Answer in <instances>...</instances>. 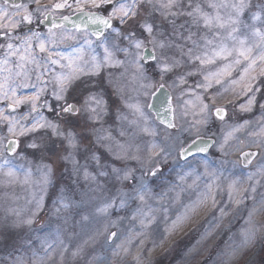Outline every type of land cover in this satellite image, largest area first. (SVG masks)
Segmentation results:
<instances>
[{
	"label": "rangeland",
	"instance_id": "obj_1",
	"mask_svg": "<svg viewBox=\"0 0 264 264\" xmlns=\"http://www.w3.org/2000/svg\"><path fill=\"white\" fill-rule=\"evenodd\" d=\"M196 2L204 4L205 0H193ZM42 3L47 4L49 0ZM149 11L151 14L146 16L149 22H154L157 31H163L166 37L170 35L171 25L159 11ZM76 13L73 6L56 12L55 16ZM187 20V17H179L176 23L185 24L187 28ZM113 26L121 30L125 27L117 23ZM63 27L70 30L76 40L66 41L61 45L62 51H72L69 44L83 47L85 59H90L86 41L91 40L95 52L103 56L99 40L89 35L88 29L76 31ZM47 29L42 25L38 28L44 32ZM116 43L119 47L127 45V41ZM116 58L126 60L122 52H116ZM143 63V77L135 65L125 63L105 67L98 76L88 78L91 90L106 101L107 110L99 123L87 121L86 116L74 121L77 131L87 127L83 132L85 139L75 155L80 164L96 176L95 180H85L82 173L77 175L69 162L49 159L46 148H29L33 140L43 143L40 134L10 137L6 125L0 124V136L20 141L14 155H8L0 145V164L5 158L10 159L14 170V175L8 176L9 167L0 168V264H264V207L260 205L264 173L259 171L264 168V132H261L264 109L259 106L264 104V78L256 82L260 91L256 93L257 104L251 111L240 108L248 97L237 95L239 86L235 93L229 91L216 96L214 107L227 110L224 120H220L212 112L200 113L198 105L185 103L189 100L196 103L189 90L195 88L200 77H187L186 84H179L177 75L191 70L190 66L162 75L155 62ZM144 85L151 87L146 89ZM160 85L171 91L175 127L158 122L149 109L152 95L146 92L154 93ZM32 91L24 89L22 94ZM218 91H221L220 86H214L204 93L205 101ZM136 104L143 106L145 118L129 107ZM26 111L28 106L24 105L17 114ZM44 115L54 118L47 110ZM202 120L206 123H197ZM145 127L152 134L144 132ZM93 128L99 131L93 132ZM234 128L239 130L232 131ZM229 132L232 135L225 143ZM98 135L110 138L98 142ZM200 135L215 137L211 150L181 160L180 147ZM44 140L49 144L56 141L59 145L54 136L45 135ZM152 145L157 147L153 149ZM248 148L258 150L259 155L249 167H243L240 155ZM151 151L167 159L161 161L157 177L149 181L151 191L146 203L129 201L121 208L117 200L106 212L99 211L118 191L127 192L128 186L135 184L133 180L118 179L112 168L136 169L135 174L139 175L140 161L147 159ZM93 152L100 158L99 165L91 159ZM131 157H139V160ZM43 163H51L54 169L51 183L47 185L40 183L41 173L37 171ZM206 170L208 175H205ZM101 171L108 175L99 176ZM187 173L191 175L186 176ZM249 174H253L251 180ZM181 176L186 179L181 180ZM213 181L219 186L215 205L208 202L192 211L205 185ZM233 181L237 183L233 201H229V185ZM252 187L256 188L255 193L251 192ZM61 195L70 207L65 208L59 202ZM41 197L38 211L36 204ZM236 199H242L243 203L237 205ZM138 207L150 213L145 221L147 227L141 224L143 215L135 220L131 218ZM220 209H224L225 214L222 215ZM249 212H252L251 217ZM29 219L33 223H27ZM111 232H116L117 236L109 240Z\"/></svg>",
	"mask_w": 264,
	"mask_h": 264
},
{
	"label": "snow or ice",
	"instance_id": "obj_2",
	"mask_svg": "<svg viewBox=\"0 0 264 264\" xmlns=\"http://www.w3.org/2000/svg\"><path fill=\"white\" fill-rule=\"evenodd\" d=\"M73 6L83 18L82 24L75 26L76 31H86L88 24L94 25V30L88 34L97 37L98 46L103 48V56L95 52L91 40L86 41L90 59H85L83 47L69 44L68 48L72 51L61 50V45L66 41L76 40V36L57 22L55 13ZM149 9L159 11L161 17L171 25L170 35L166 37L163 31H157L154 22H149L146 18L151 14ZM179 17L188 18L187 28L185 24L177 25ZM60 19L68 21L70 17L61 16ZM49 20L51 27L46 32L38 30L40 25ZM114 23L125 27L121 30L114 27ZM106 32L108 35H105ZM116 41H127V45L119 47ZM116 52H122L126 60L117 59ZM144 61L155 62L162 75L190 66L191 70L177 75V81L179 84H186L187 77H200L195 88L189 90L196 103L193 100L185 102L188 105H198L200 113L212 112L220 120H224L227 110L214 107L216 96L229 91L235 93L237 86L240 87L237 95L248 97L240 104L241 110L251 111L257 104L256 93L260 91L256 82L264 78V0H205L204 4L193 3V0H72L71 3L69 0H49L47 4L42 3V0H3L0 3V104L4 106L0 107V124L6 125L10 137L40 134L43 143L33 140L28 144L29 148H46L50 153L49 159L54 162H69L77 175L82 173L85 180H95L96 176L86 166L81 165L75 155L85 139L83 132L87 131V127L77 131L74 121L86 116L87 121L99 123L102 114L107 110L106 101L91 90L88 78L98 76L105 67L122 66L125 63L135 65L143 77ZM214 86H220L221 91L209 95L206 102L204 93H208ZM144 87L147 89L151 85ZM24 89L33 91L22 94ZM196 89L201 91L197 92ZM24 105L28 106V111L17 114ZM259 106L264 109V104ZM129 107L141 118H145L143 106L136 104ZM44 110L54 114V118L45 116ZM166 111L174 113L170 104ZM161 123L175 127L172 119H162ZM197 123H206V120ZM142 130L152 134L147 127ZM238 130L239 128H234L232 131ZM92 131L99 130L93 128ZM261 132H264V128ZM45 135L49 138L56 137L59 145L57 146L56 141L49 144L44 140ZM231 135L232 132H229L225 136V143ZM109 138L98 135L97 141ZM19 144L18 139L0 136V145H3L8 155H14ZM193 145H196V151L199 152L207 151L210 146H201L194 140L192 144L180 147L179 155L186 159L192 154ZM156 147L152 145L153 149ZM250 155L253 154H244L247 163L251 162L248 159ZM131 158L139 160V157ZM91 159L97 165L100 164V158L95 152ZM117 159L121 157L117 156ZM166 159L167 156L151 151L147 159L140 161L139 175L135 174L136 169L112 168L118 179L133 180L135 184H130L127 192L118 191L99 211L106 212L116 205L117 200L121 208L129 201L138 200L145 204L146 196L151 191L149 181L157 177L159 165ZM5 165L9 167L7 175L13 176L12 161L5 158L0 168ZM37 171L41 173L40 183H51L54 171L51 163H43ZM259 171L264 173V168ZM208 174L206 170L205 175ZM98 175L106 176L108 173L101 171ZM188 175L191 173L186 174ZM252 175L249 174V180ZM29 176L30 171L26 174V181ZM186 176H181L180 179L184 180ZM236 183L237 181H233L229 185V201H233ZM259 183L257 180L256 184ZM218 187L214 181L206 184L205 191L194 202L192 211L208 202L215 205V192ZM251 192L255 193L256 188L252 187ZM42 199L41 197L37 201L38 211ZM252 199L255 201V196ZM59 202L65 208L71 206L64 202L63 195ZM234 202L238 205L243 200L236 199ZM260 205L264 207V194ZM220 211L222 215L225 214L224 209ZM140 215L144 216L141 224L147 227L145 221L149 219L150 213H145L138 207L131 218L135 220ZM249 216H252V212H249ZM27 223L31 224L33 221L29 219ZM109 235L110 238H115L117 233L111 232Z\"/></svg>",
	"mask_w": 264,
	"mask_h": 264
},
{
	"label": "water",
	"instance_id": "obj_3",
	"mask_svg": "<svg viewBox=\"0 0 264 264\" xmlns=\"http://www.w3.org/2000/svg\"><path fill=\"white\" fill-rule=\"evenodd\" d=\"M64 16H69L70 20L68 21H62L60 19V17H56L57 22L61 23L63 25H65L68 28H75L76 29V25L82 24L83 18L80 17L77 13L74 15H64ZM45 27H51V22L46 21L45 24H43ZM95 26L88 24L87 25V29H89L90 32H92L94 30ZM169 104L171 105L172 109H173V103H172V94L171 91L165 86L163 85V87L159 86L157 91L153 94L151 102H150V110L155 114L156 119L161 122L162 119L164 120H169L172 119L174 122V113H170L168 111H166V109L169 107ZM216 117V116H215ZM217 119H219L218 117H216ZM164 125L167 126L166 123H163ZM197 141V144L203 146V144H210V146L207 148V151L205 152H199L196 151V145H193L192 147V154L188 155L187 158L195 155V154H207L209 152V150L211 149V147L215 144V137L213 136H204V135H200L197 136L191 140H189L184 147L192 144V141ZM245 153H250L253 155H250L248 157V159L251 161L250 163L246 162ZM259 155V151L256 149H247L245 151H243L240 155V159H241V164L243 167H248L252 164V162L256 159V157ZM186 158V159H187ZM181 160H185L183 157L180 156ZM113 238H110L109 236V240H112Z\"/></svg>",
	"mask_w": 264,
	"mask_h": 264
}]
</instances>
